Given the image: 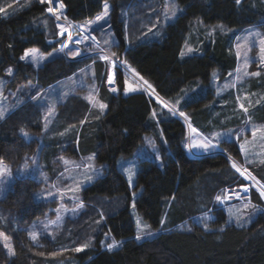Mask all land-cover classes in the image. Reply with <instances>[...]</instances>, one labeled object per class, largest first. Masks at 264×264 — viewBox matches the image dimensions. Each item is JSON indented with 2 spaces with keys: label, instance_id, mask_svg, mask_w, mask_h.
<instances>
[{
  "label": "trees",
  "instance_id": "16d2710c",
  "mask_svg": "<svg viewBox=\"0 0 264 264\" xmlns=\"http://www.w3.org/2000/svg\"><path fill=\"white\" fill-rule=\"evenodd\" d=\"M60 1L66 15L78 22L94 18L103 10L105 2ZM109 1L113 6L111 22L118 36L116 47L119 53L169 102L197 80H201L203 86L207 84L214 69L228 71L237 65L236 55L230 49L232 36L227 34H217L206 43L202 52L182 55L194 19L200 18L205 24L221 22L240 30L259 23L263 14L252 5L253 0H241L239 4L236 0H179L187 6L186 11L167 24L165 33L153 40L138 38L128 44L121 11L125 2L131 0ZM10 3L14 9L7 15L0 13V74L8 66H13L12 82L15 86L36 82L45 87L82 66V61L58 57L35 68L32 63L21 59L25 50L31 47H39L45 53L58 48L63 37L58 32L55 19L46 11L47 2L0 0V8L5 10V5ZM41 18L47 19L48 25L43 24ZM124 76V72L118 69L117 92L102 85L100 96L107 101V109L96 120L84 122L88 104L77 97L69 102L60 116L66 124L75 125L68 133L75 137V141L80 132L81 136L84 132L90 133L82 143L84 145L81 144V136L78 147L71 144L73 152L80 154V150L93 149L98 161L108 164L105 173L84 189L87 200L102 196L114 200L105 210V219L98 228L95 242L82 251H76V246L66 247L73 237H82L78 220L66 225L64 235L68 237L62 235V241L47 238L43 246L32 244L25 228L20 225L21 229L13 234L17 255L10 257L0 240V264H53L55 259L50 257L60 246H64L63 257L79 259L73 264H264V197L252 187L251 200L262 208L248 220H231L230 211L217 205V196L226 187L241 186L248 181L233 167L225 153L190 154L186 146V123L166 109L158 112L168 142L162 149L163 164L155 159H142L135 186L143 189L135 201L136 208L156 232L137 239L131 213L132 190L117 161L120 155L132 154L144 134L156 124L151 120V114L159 104L144 89L125 94ZM182 105L191 115V121L203 132L211 128L212 122L219 121L222 115L217 110L224 109L218 104L215 110L209 100L203 101L198 96L184 100ZM261 117L264 120V112ZM42 128L41 111L36 103H30L0 120V162L16 165L37 144L27 139L23 130L39 132ZM54 139H50L49 146L45 147L47 162L59 150ZM221 144L240 160L241 152L236 142L225 140ZM250 169L264 183V162L253 164ZM36 187L35 179L23 177L0 201V204H5L8 199L11 222L17 221L16 213L20 215L19 223H23L45 214L52 206L48 200H35ZM167 199L170 202L168 221L162 225ZM210 209L214 212L212 216L196 217ZM95 212L98 213L97 210ZM104 232H109L115 241H119L111 250L102 245Z\"/></svg>",
  "mask_w": 264,
  "mask_h": 264
},
{
  "label": "rangeland",
  "instance_id": "374dc122",
  "mask_svg": "<svg viewBox=\"0 0 264 264\" xmlns=\"http://www.w3.org/2000/svg\"><path fill=\"white\" fill-rule=\"evenodd\" d=\"M43 1L47 2V0ZM105 4L108 6L107 9H105ZM252 5L263 13L260 22L240 30L227 27L221 22L205 24L200 18L193 20L182 55L202 52L206 43L215 38L217 34H227L229 37L232 36L230 49L236 55V67L228 71L214 69L208 83L204 86L201 80H197V83L188 85L174 100H170L172 102L164 99L170 105L167 104L168 107H164L165 101L162 100L164 104H161L156 100L159 107L154 108L151 114V120L156 124L144 134L142 141L132 154H123L118 158L117 166L126 175L132 190L131 213L139 237L150 236L156 232L152 224L136 208L135 201L143 189L135 188V186L142 159H155L163 164L162 149L165 144H168L158 116V112L163 109L178 116H181L180 113L184 114L181 117L187 126L186 146L190 154L200 156L225 151L232 165L235 163L241 170L240 175L248 181L247 184L241 186L226 187L217 196L220 197L217 205L230 211L231 220L237 222L248 220L262 208L251 200L250 193L252 187L260 193L264 192V183L254 175L250 166L257 162H264V120L261 119V114L264 112V62H262V57H264V52H262L264 48V0H253ZM112 7V3L105 0L103 10L99 14L102 19H95L90 24L80 22L68 40L58 31L63 41L55 51H52L53 55H50L52 53L46 54L39 47H31L27 56L22 55L25 57L23 60L32 63L35 68L41 67L46 60L58 57L82 61L81 68L74 75L42 87L36 82L15 86L12 82L13 66H8L4 73L0 74V120L20 108H26L30 103H36L40 108L43 122V128L39 132L23 130L27 139L37 142L34 150L27 153L16 165L8 161L0 162V201L6 198L16 181L23 177H31L35 179L37 186L34 189L35 200H48L52 204L45 214L23 223L18 221L19 213L15 216L16 219L18 218L17 221L11 222L12 212L7 208L8 199L4 201L5 204H0L2 225L0 233L3 234L0 240L10 257L17 255L14 235L18 229H21V226L25 228L26 235L32 244L43 246L48 239L62 241L64 238L62 235H64L68 222L76 223L78 220L81 225L82 239L75 236L67 242L66 247L76 246L77 249L85 244L90 246L95 242L98 228L105 219V210L114 201L108 196L96 197L93 201L86 199L84 189L105 173L108 164L98 161L97 153L93 149L80 150V154L74 153L71 144L74 143L78 147L81 132L75 141L72 134L68 135L75 125L66 124L60 119L63 110L74 97L82 98L88 104L84 122L96 120L106 110L107 104L100 96L101 80L97 77V63L101 65V76L105 77L113 91L119 90L117 71L121 69L125 74L123 92L144 89L150 95L153 92L157 93L153 85L151 86L149 82L141 78L134 67L119 53V48L116 47L119 42L118 36L111 22ZM186 7L179 0L126 1L121 12L124 15L125 37L128 44L138 38L160 37L166 32L167 24L175 21L179 15L184 13ZM13 9V3L5 5L4 14H9ZM105 11L107 15H104ZM48 14L54 18L50 12ZM55 21L60 29L58 21L56 19ZM41 22L48 25L47 19L41 18ZM8 69L12 71L9 72ZM111 70L113 72L115 70L114 83H108ZM128 89L131 90L128 91ZM196 96L202 97L203 101L209 100V104L215 110L218 104L219 108H224L217 110L223 117L220 116L218 122H212L211 128L206 129L205 132H199L193 125L190 115L179 109L183 106L181 103L184 100ZM100 104L106 107L101 109ZM224 111L225 113H222ZM88 134L90 133H82L81 144L87 139ZM54 138L59 139L60 142ZM50 139H54L56 145L59 144V150L47 162L45 147L49 146L47 144ZM225 140L237 143L241 152L240 160L234 158L222 146L221 143ZM202 144H207L209 147L198 146ZM166 206L162 225L168 221L169 199L166 200ZM96 210L98 213L95 212ZM213 213L210 209L196 217H210ZM31 234H35V240L32 239ZM4 237L7 239L5 240ZM114 241L109 232L103 233L101 242L104 247ZM115 242L119 243V241ZM5 244L10 246L14 255L9 254V248L5 247ZM63 248L64 246H60L57 253L50 257L55 259L53 264H73L79 261L78 258L74 260L72 256L63 257Z\"/></svg>",
  "mask_w": 264,
  "mask_h": 264
},
{
  "label": "built area",
  "instance_id": "2783aa9c",
  "mask_svg": "<svg viewBox=\"0 0 264 264\" xmlns=\"http://www.w3.org/2000/svg\"><path fill=\"white\" fill-rule=\"evenodd\" d=\"M47 4L48 5L46 9L47 8L52 9V11L49 12L53 15V17L58 21L60 25V29H59L60 34L66 36L67 40L70 39L75 31L74 30L75 27L78 26L80 22L75 21L66 15L64 10V5L62 8L60 7V5L63 4L60 0H53V1L47 0Z\"/></svg>",
  "mask_w": 264,
  "mask_h": 264
},
{
  "label": "crops",
  "instance_id": "0c3cea01",
  "mask_svg": "<svg viewBox=\"0 0 264 264\" xmlns=\"http://www.w3.org/2000/svg\"><path fill=\"white\" fill-rule=\"evenodd\" d=\"M100 14V13H99ZM99 14H97L94 18H92V19H90V20H88L87 22H86V24H90V22L91 21H94L96 18H97V16H99ZM158 38V37H157ZM153 39H155V38H151L150 40H153ZM29 49H31V48H28V49H26L25 50V52H24V54L23 55H25V53H29L28 52V50ZM57 49V48H56ZM56 49H53L52 51H55ZM52 51H50V52H46V54L47 53H52V54H50V55H53V52ZM54 55H56L55 54V52H54ZM74 59V58H73ZM48 60H46V61H44L43 62V64L41 65V66H43L46 62H47ZM100 64L99 63H97L96 64V71H97V77L99 78V80H101V83H100V91H101V87H102V85H106L107 86V88L110 90V91H113L112 89H110V86L107 84V82H106V80H105V77H103V75L101 76V68H100ZM81 68V67H80ZM77 71V70H76ZM76 71H74L72 74H70L69 76H66V77H64V78H62V79H65V78H67V77H70V76H72V75H74V73L76 72ZM140 77L141 78H143V79H145V81L148 83L149 82V84L152 86L153 84L149 81V80H147L146 78H144V77H142L141 75H140ZM62 79H59V80H62ZM110 80V82H108V83H114V80H115V70H114V72L111 70V73H110V78H109ZM59 80H57L56 82H58ZM55 83V82H54ZM49 86V85H48ZM153 88H154V86H152ZM137 90H139V89H135V90H133V91H137ZM133 91H130V92H128V93H131V92H133ZM115 92H117V91H115ZM125 93V92H124ZM128 93H125V94H128ZM102 99V98H101ZM103 100V99H102ZM105 101V100H104ZM105 103L107 104V101H105ZM183 103V102H182ZM182 103H181V106H182ZM107 109V108H106ZM179 109L181 110V111H183L184 113H187L188 115H190L188 112H186L182 107H179ZM106 111V110H105ZM104 111V112H105ZM178 116V115H177ZM179 117H181V116H179ZM190 117H191V115H190ZM182 118V117H181ZM193 123V122H192ZM193 125L195 126V124L193 123ZM196 129H198L199 130V132H202V130L199 128V127H197L196 126Z\"/></svg>",
  "mask_w": 264,
  "mask_h": 264
},
{
  "label": "snow or ice",
  "instance_id": "6c2138e0",
  "mask_svg": "<svg viewBox=\"0 0 264 264\" xmlns=\"http://www.w3.org/2000/svg\"><path fill=\"white\" fill-rule=\"evenodd\" d=\"M41 2H43V0H41ZM240 2H241V0H236V3H237V4H239ZM60 7L62 8V7H63V4H61ZM107 7H108L107 4H105V9H107ZM48 10H49L50 12L52 11L51 8H49ZM2 12H4V9L0 8V13H2ZM104 15H107V12H106V11H105ZM96 19H97V20H100V19H102V17H101V16H97ZM189 50H190V49H189ZM262 52H264V48H262ZM27 55H28V53H25V56H27ZM24 58H25V57H21V59H24ZM33 59H35V57H33ZM104 59H108V58H107V57H104ZM262 62H264V57H262ZM8 71L11 72L12 70H11V69H8ZM130 90H131V89H128V91H130ZM99 107H100L101 109H103V108L106 107V105L100 104ZM164 107H168V105H167V104H164ZM153 115H155V113H153ZM180 115L183 116L184 114H183V113H180ZM193 131H195V130L193 129ZM198 146H200V147H204V148H208V147H209V145H207V144H202V145H198ZM233 167L236 168V170H237L238 172L241 171L240 168H238V167L236 166L235 163H233ZM242 174H243V173H242ZM261 196L264 197V192L261 193ZM219 199H220V197H217V200H219ZM246 206H247V205H246ZM31 235H32V239L35 240V239H36L35 234H31ZM0 236H3V234L0 233ZM4 239L6 240L7 238L4 237ZM137 239H140V237L137 236ZM116 245H117V242L114 241L112 244H108V245H107V248H108L109 250H111V249L114 248ZM5 247H8V248H9V254H10V255H14V254H15L14 251H12V250L10 249V246H9V245L5 244ZM87 247H88V245L85 244V245H83L81 248H77L76 251H82L84 248H87Z\"/></svg>",
  "mask_w": 264,
  "mask_h": 264
},
{
  "label": "water",
  "instance_id": "95a60500",
  "mask_svg": "<svg viewBox=\"0 0 264 264\" xmlns=\"http://www.w3.org/2000/svg\"><path fill=\"white\" fill-rule=\"evenodd\" d=\"M49 8H47V11L49 12V10H48ZM158 94V93H157ZM160 96V95H159ZM151 97L153 98V99H155V100H157L159 103H161L162 104V102L160 101V100H158L157 99V97H155V95H153V94H151ZM163 98V97H162ZM164 99V98H163ZM169 105V104H168ZM170 106V105H169ZM222 153H225L226 154V152L225 151H221ZM227 155V154H226Z\"/></svg>",
  "mask_w": 264,
  "mask_h": 264
},
{
  "label": "bare ground",
  "instance_id": "6f19581e",
  "mask_svg": "<svg viewBox=\"0 0 264 264\" xmlns=\"http://www.w3.org/2000/svg\"><path fill=\"white\" fill-rule=\"evenodd\" d=\"M50 1H53V0H50ZM158 96H159L158 94L155 95V97H157L158 100H160L161 102H162V100L165 101L161 96H159L161 99ZM165 103L168 104L166 101H165ZM162 104H164V103L162 102ZM246 190H247V188H246Z\"/></svg>",
  "mask_w": 264,
  "mask_h": 264
}]
</instances>
